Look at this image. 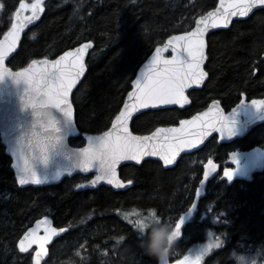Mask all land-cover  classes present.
I'll use <instances>...</instances> for the list:
<instances>
[{
	"label": "trees",
	"instance_id": "16d2710c",
	"mask_svg": "<svg viewBox=\"0 0 264 264\" xmlns=\"http://www.w3.org/2000/svg\"><path fill=\"white\" fill-rule=\"evenodd\" d=\"M33 1V0H25ZM39 23L22 38L8 63L12 70L32 60L53 59L84 42H93L87 73L72 97L80 136L70 146L84 145L82 134L109 129L131 89L140 65L170 36L189 31L217 0H43ZM0 38L10 27L19 0H0ZM205 71L208 80L188 93L185 109L147 111L131 123L132 133L145 135L160 126L176 125L218 100L228 111L241 96L264 97V10L208 37ZM264 148V124L231 145L212 137L197 153L180 158L171 169L154 161L119 169L125 191L99 187L76 191L91 176H74L50 187L21 188L0 143V264H31L18 249L23 232L45 217L62 236L43 264H157L139 247L138 232L128 220L155 209L175 225L182 214L183 250L208 239L219 247L202 264H241L242 257L264 262V168L250 179L230 183L202 177L203 161L222 159L226 149ZM193 205H195L193 207ZM191 209V211H189ZM135 214V215H133ZM124 239L119 241V237Z\"/></svg>",
	"mask_w": 264,
	"mask_h": 264
},
{
	"label": "snow or ice",
	"instance_id": "6c2138e0",
	"mask_svg": "<svg viewBox=\"0 0 264 264\" xmlns=\"http://www.w3.org/2000/svg\"><path fill=\"white\" fill-rule=\"evenodd\" d=\"M3 7L4 5L0 4V8ZM256 9H264V0H220L219 8L206 12L195 19V27L191 31H185L183 35L170 36L168 43L163 48L156 49L149 65L133 82L134 88L128 93V99L124 101L123 108L115 116L112 129L105 132L98 139L97 150L94 151L90 148L82 150L83 159L79 163L81 170L87 171L90 166H94V160H99L97 180L103 181L106 179L109 184H115L119 188L124 185L116 179L118 162L127 160L139 162L141 158L146 156H158L165 165H171L182 147H194L192 140L185 138L192 135L187 132L186 126L196 125L200 117H193L192 121H181V127L179 128H156L151 135L147 136H134L129 131V121L133 118V114L140 109L186 103L187 97L184 90L190 84H200L206 75L201 68L205 59V33L209 29L227 28L233 18L247 17ZM44 11L43 0H33L31 3L19 0V6L15 9L10 21L11 26L4 32V39L0 40V77L8 75L14 79L23 80L26 84L35 85L37 91L41 85H47V100L41 107L54 106L68 120H72L73 114L68 97L77 81L85 73V54L91 44H81L78 48L64 51L55 60H32L27 67L15 72L12 68L7 67L5 63L6 57L14 51L18 41H20L22 31L34 21L39 20L40 14ZM28 12L31 14H27ZM167 48H171L173 52L171 59H166L163 56V52ZM180 51L186 53L184 59H180L178 54ZM252 104L259 109L261 105H264V101L253 100ZM31 106L36 107L35 104ZM203 115L207 116V113ZM225 119L223 116L219 117L217 121V123H220L219 130L221 132L226 130L228 136H231L233 135L234 121L228 118L229 123H222ZM215 126V124L210 123L207 128H203L202 131L196 133L194 136L196 142L198 143L200 137L207 134L208 128H214ZM45 130L50 134L39 141L42 152L49 145L43 143V140L56 141L59 139L55 135L57 129L54 122H50ZM37 135L35 132L32 133L33 137H37ZM29 143L31 144V141ZM232 161L233 163L236 162L235 154ZM215 167L216 165L209 159L204 173L205 178L209 175V170L214 171ZM233 171L232 168H226L224 176L231 179ZM18 182L20 185L29 182L41 183L27 160L22 169V174L18 177ZM92 183L94 184L95 181ZM131 183L132 181L129 180L128 184ZM124 219L128 220V223L134 228L141 223L140 219L131 220L127 215ZM183 223V216L175 222L174 232L179 237L181 236ZM41 225H44L45 234L43 236L37 234ZM64 231L63 228L52 227L47 217L43 221L37 220L36 227H29L23 233V236L19 238V251L27 253L33 245H36L37 250L33 258L34 264H41L48 251L46 245ZM120 238L124 239L123 236ZM216 246L219 247V244ZM201 258L198 255L190 261L185 256L183 260H178L176 264H200Z\"/></svg>",
	"mask_w": 264,
	"mask_h": 264
},
{
	"label": "water",
	"instance_id": "95a60500",
	"mask_svg": "<svg viewBox=\"0 0 264 264\" xmlns=\"http://www.w3.org/2000/svg\"><path fill=\"white\" fill-rule=\"evenodd\" d=\"M220 0H217V4L214 9L210 10L213 11L219 8ZM19 6V5H18ZM264 10V9H256L254 10L249 16L247 17H236L233 18L232 22L234 21H244L247 20L251 15H253L256 11ZM45 12V11H44ZM43 13L40 14V19L34 21L32 24L28 25L21 33V39L18 41L16 48L13 52L9 53L8 57H6L5 63L8 66V63L13 58V56L18 51L19 44L24 37V35L32 28H34L39 21L41 20ZM209 12V11H208ZM15 13V12H14ZM13 13V15H14ZM27 14H31L28 12ZM199 18V17H198ZM197 18V19H198ZM229 24L227 28L219 27L215 29H209L208 32L205 33V59L201 65V68L205 71V65L207 62V43L208 37L218 31L228 30L232 24ZM11 26V24H10ZM195 27V22L192 28ZM192 28L189 30L191 31ZM184 33L175 34L172 36L183 35ZM4 39V35L0 38V40ZM169 39V38H168ZM168 39L162 43L161 45L157 46L151 55L140 65L138 68L136 75L134 77L133 82L137 79L138 76L141 75L143 70L149 65L153 55L156 52L157 48H163L164 45L168 43ZM82 44H91V47L85 54V62H86V70L84 75L77 81V84L74 86L72 91L69 93L68 101L69 105L71 106L72 110V120H68L63 113L55 108L54 106H45L41 107L42 104L47 100V85H41L39 90H36L35 85L26 84L23 80L14 79L12 76L5 75L0 77V143L4 148L5 155L10 159L11 164L10 168L12 173L14 174V179L17 185L21 188L24 187H32V188H41V187H50L60 184L63 180L72 178L74 176H92V178L79 185L76 188V191H87V190H95L99 187H107L111 188L113 191H125L132 187V183L128 184V182H123L119 177V169L124 166H140L142 163L146 161H154L159 163L163 169H171L173 168L176 163L180 160L182 156L190 155L197 153L198 151L202 150L205 145L210 141L212 137L217 138V142L219 145H228L236 140H240L248 135L252 130L256 127L261 126L264 124V105H261L258 109L255 105L252 104L253 100L256 101H264L263 98L251 99L246 100L244 95L241 96L240 101L234 105L231 109L226 111L220 104L218 100H214L208 104V106L195 113L193 116L180 120L176 125L170 126H160L157 128H179L181 127V121H192L193 117H200V120L196 123V125H188L186 126L187 132L191 133L192 135H188L185 138L192 140L194 147L192 148H181L177 156L175 157L173 163L171 165H165L163 160L158 156H146L141 158L139 162L127 160V161H120L118 162L117 168V181L121 182L124 186L123 187H116L115 184H109L107 180H97V176L99 174V160H94L93 165L88 168L87 171L81 170L79 167V163L83 159L82 150L86 148H90L92 150H97L98 148V139L104 135L105 132H108L112 129V123L108 130L100 134H82V138L84 139V145L79 148H74L70 146L69 139L76 138L80 136V132L76 126L75 121V110L72 103V97L83 81L84 77L87 73V59L89 57L90 52L94 48L93 42H84ZM81 45V44H80ZM80 45L74 47L78 48ZM73 49V48H72ZM71 50V49H69ZM66 50V51H69ZM63 53L58 55L53 59L48 60H55ZM180 59H184L186 53L180 51L178 52ZM163 56L166 59H171L173 56V52L171 48H167L163 52ZM44 60V59H40ZM31 63V62H30ZM29 63V64H30ZM28 64V65H29ZM27 65V66H28ZM26 66V67H27ZM19 71V70H13ZM208 80V75L206 73L204 79L201 81L200 84H190L184 92L185 96L187 97V102L183 103L182 105H166V106H159L158 108H148V109H140L138 112L133 114V118L129 121V131L132 133L130 125L132 121L139 116L140 114L147 112V111H156V110H165V109H185L188 108L191 104V100L188 96V93L194 90H200L205 85L206 81ZM131 84V92L134 88V83ZM128 92V93H129ZM128 99V94L124 101ZM35 104L36 107L33 108L31 105ZM124 103L120 109H122ZM33 113H47L46 116L42 117L40 121V125H37L33 132L37 133V137H33L32 133H29V130L33 127L34 122V115ZM119 113V112H118ZM207 113V116L203 115ZM118 115V114H117ZM223 116L226 118L222 123H229V119L231 118L234 121L233 127V135L228 136L227 131L221 132L220 123H217L219 117ZM115 118L113 119V121ZM112 121V122H113ZM50 122H54L56 126V133L55 135L59 137L56 141H49L43 140V143L49 144L45 151H41L39 146V141L44 137L48 136L49 134L45 135L42 134V129H46ZM215 124L214 128H208L207 134L200 137L199 142H196L194 138L195 134L202 131L203 128H207L208 124ZM156 129H154L151 133H153ZM48 132V131H47ZM29 133V134H28ZM49 133V132H48ZM137 135L132 133L134 136H147L151 135ZM31 141V144L29 143ZM53 143V144H52ZM233 155H230V159L232 160ZM46 157V158H44ZM235 157H238V154H235ZM27 160L28 164L31 166L32 171L37 175V178L41 181L39 184H34L29 182L25 185H20L18 182V177L22 174V169L25 166V161ZM95 181L93 184L92 182ZM44 220V219H43ZM40 220V221H43ZM49 221V220H48ZM50 225L53 227L51 221H49ZM30 227H36V222L33 223ZM28 228L25 230L27 231ZM38 235L43 236L44 233V225L38 229ZM62 233H59L55 236L52 241H50L46 248L56 241ZM23 236V234H22ZM31 249H35L33 252L32 257V264H34V256L37 250V246L33 245ZM29 249V250H31ZM49 257V251H47L46 255L44 256L41 264L47 261ZM168 264L169 257H168Z\"/></svg>",
	"mask_w": 264,
	"mask_h": 264
},
{
	"label": "clouds",
	"instance_id": "9594fccd",
	"mask_svg": "<svg viewBox=\"0 0 264 264\" xmlns=\"http://www.w3.org/2000/svg\"><path fill=\"white\" fill-rule=\"evenodd\" d=\"M33 127L29 133L33 132L37 125H40L42 117L47 113H33ZM28 133V134H29ZM42 134H50L42 129ZM141 223L136 225L138 232L139 247L144 254L155 258L157 264H168V257L174 249L179 238L174 232V226L169 217H163L155 209H150L147 215L140 218ZM120 238L119 241H122ZM241 264H249L247 260H242ZM251 264H256L252 261Z\"/></svg>",
	"mask_w": 264,
	"mask_h": 264
},
{
	"label": "rangeland",
	"instance_id": "374dc122",
	"mask_svg": "<svg viewBox=\"0 0 264 264\" xmlns=\"http://www.w3.org/2000/svg\"><path fill=\"white\" fill-rule=\"evenodd\" d=\"M33 1H27V3H31ZM224 164H226V168H232L233 176L231 179H228L224 176V173L218 177V179H209L214 180L213 184H216L220 182L223 179H226L225 182L230 183L235 179H250L251 175L255 171H259L264 167V148H258L251 151H248L242 155V157L237 160L235 163L229 161L228 159L225 160ZM225 168V169H226ZM224 169V170H225ZM223 170V172H224ZM184 217V223L188 220V216L185 214H182ZM181 217V216H180ZM184 223L182 227L184 226ZM175 226V225H174ZM184 241L183 234L181 233V236L178 238L177 242ZM176 242V243H177ZM217 242L214 238L211 237L210 232L208 233V239H205L204 241L197 242L194 245L185 248H175L169 255V262L170 264H176L178 260H183L185 256L189 258V260H194L198 255L201 256L200 264H202L203 259L209 255L212 251L216 250L218 247L216 246ZM247 260L249 264H251L252 261H255L256 264H264L260 259L256 257H242L240 259Z\"/></svg>",
	"mask_w": 264,
	"mask_h": 264
},
{
	"label": "flooded vegetation",
	"instance_id": "af4514ba",
	"mask_svg": "<svg viewBox=\"0 0 264 264\" xmlns=\"http://www.w3.org/2000/svg\"><path fill=\"white\" fill-rule=\"evenodd\" d=\"M246 100L248 101V100H251V99H247L246 98ZM179 122V121H178ZM216 138V137H215ZM216 141H217V138H216ZM217 144H218V142H217ZM231 144H233V143H231ZM231 144H228V145H231ZM219 145V144H218ZM259 147H250V148H244L243 150L242 149H233L232 147L230 148V149H226V152H225V154L223 155V157H222V159H219V160H217L215 157H208V158H206L204 161H203V164H202V168H203V170H204V173H205V171H206V165H207V162H208V160L209 159H211L212 161H213V164H215L216 165V167H215V170L214 171H211V170H209V175L207 176V178L206 179H218V177H220L224 172H223V170L226 168V164H224V162H225V160L226 159H228L229 161H231V162H233L231 159H230V155H232V154H238V157L236 158V161L237 160H239L241 157H242V155L244 154V153H246V152H248V151H251V150H254V149H258ZM264 168V167H263ZM262 168V169H263ZM261 169V170H262ZM260 171V170H259ZM256 172V171H255ZM204 173L202 174V177H205V175H204ZM254 173V172H253ZM253 173H252V175H253ZM251 175V176H252ZM92 178V176L90 177V179ZM89 179V180H90ZM88 180V181H89ZM224 180H226V179H224ZM54 227V226H53ZM56 228V227H55ZM25 232V231H24ZM23 232V233H24ZM63 233V232H62ZM62 236V235H61ZM60 236V237H61ZM59 239V238H58ZM57 239V240H58ZM55 242V241H54ZM53 242V243H54ZM53 243L48 247V251H49V253H50V249H51V246L53 245ZM18 249H19V247H18ZM34 250L35 249H31V250H29V252H27V253H23V254H28V255H30V261H31V264H32V257H33V252H34Z\"/></svg>",
	"mask_w": 264,
	"mask_h": 264
}]
</instances>
